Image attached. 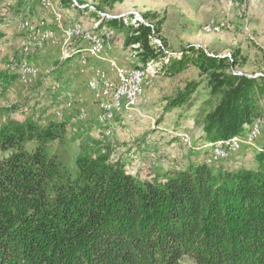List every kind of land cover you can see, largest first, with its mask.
I'll list each match as a JSON object with an SVG mask.
<instances>
[{
	"label": "trees",
	"instance_id": "obj_1",
	"mask_svg": "<svg viewBox=\"0 0 264 264\" xmlns=\"http://www.w3.org/2000/svg\"><path fill=\"white\" fill-rule=\"evenodd\" d=\"M59 1L81 10V0ZM119 1L102 0L96 9L102 13ZM140 17L146 24L136 28L129 14L105 18L99 29L126 32V48L139 45L133 55L140 64L133 68L158 63L156 72L171 76L198 69L208 97L218 98L210 111L199 109L195 116L203 119L212 147L243 137L261 121L264 78L239 75L233 56H211L200 47L168 53L158 38L163 20ZM199 86L191 83L168 108ZM66 131V123L33 120L0 131V264H180L185 258L194 264H264V146L255 156L256 170H224L205 160L140 179L109 153L80 156L73 169L67 167L61 150Z\"/></svg>",
	"mask_w": 264,
	"mask_h": 264
},
{
	"label": "rangeland",
	"instance_id": "obj_2",
	"mask_svg": "<svg viewBox=\"0 0 264 264\" xmlns=\"http://www.w3.org/2000/svg\"><path fill=\"white\" fill-rule=\"evenodd\" d=\"M81 1L79 7L86 9L85 12L64 7L59 0H0V131L7 124L26 120L41 126L50 122L66 123L68 143L61 150L71 169L80 156L108 153L111 161L119 162L140 179H153L168 170L185 169L191 162L205 160L209 166L224 170L257 169L255 156L264 146V100L260 104L262 118L257 123L259 135L251 141L245 127L243 134H247L239 137L240 150L229 152V158L210 164L212 145L206 139L203 119L197 121L195 116L202 109L210 111L218 98L208 97L206 83L195 67L174 76L161 75L154 68L153 75L148 73L141 92L144 98L146 95V105L140 110V117L144 119L136 122L130 117H120L121 120L116 118V123L112 122L109 128L102 127L101 123L99 126L101 104L108 102L116 90L114 85H106L105 95L96 100L95 93L87 88L88 82L97 78L96 74H109L107 62L97 58L103 56V51L92 56L90 44L79 43V50L78 47L65 49L72 55L61 59L68 61L62 63V40L56 27L61 23L56 18L52 21V16L61 14L67 22L83 20L85 26L97 28L96 8L101 7L102 0ZM102 13L112 19L133 14V28L141 23L140 16L153 14L163 20L158 38L166 43L168 53L180 55L189 46L200 47L211 56L230 59L233 56L236 60L233 69L239 75L264 78V0H120L111 7L104 6ZM207 25L221 27L218 32L205 33L203 28ZM97 29L101 34L109 31ZM45 32L53 33L54 37L48 34L46 38ZM118 36L116 46L106 54V59L136 69L133 66L139 59L133 55V50L139 49V45L126 48V32ZM28 39L29 44L33 43L30 47H27ZM156 40L153 38L152 43ZM80 51L88 57L79 55L80 58L73 59ZM80 59L83 64L75 61ZM22 64L37 68L39 77L33 85L21 82ZM11 66H14L12 71ZM195 81L200 82L197 90L182 99L179 106L168 108L169 103L182 96ZM100 83H107V75H100ZM53 84L58 89L54 90ZM70 98L75 101L73 104L68 101L58 117V104ZM206 101L212 105H205ZM81 111L87 115L84 120L79 119ZM54 148L59 147L55 144ZM154 148L156 150H152ZM180 264L194 263L185 258Z\"/></svg>",
	"mask_w": 264,
	"mask_h": 264
},
{
	"label": "built area",
	"instance_id": "obj_3",
	"mask_svg": "<svg viewBox=\"0 0 264 264\" xmlns=\"http://www.w3.org/2000/svg\"><path fill=\"white\" fill-rule=\"evenodd\" d=\"M46 9V3L43 5ZM83 9V8H79ZM54 18H61V26H56L61 34L62 48H61V59H66L65 49L70 47H78L79 43H90V49L94 52L96 50H103V57H97L99 61L107 62L109 67V74L103 72V74H96L95 79L91 80L87 84L89 91L95 93V99L99 96H104L106 92V85H114L115 89L118 90V99H113L110 105V112L102 114V118H108V121L115 122L118 117H130L131 121H142L144 117H140V110L144 101V95H141V88L144 86V78L136 77V70H131L130 67L121 66L116 61L107 60L106 54L111 51L117 44L118 33L109 30L105 31V35H98V29L95 27L85 26L83 20L67 22L63 20L61 14H55ZM110 18V17H108ZM134 25L136 22L134 21ZM47 30H51L47 28ZM56 39V35H55ZM54 39V41H55ZM53 41V43H54ZM83 64V59L75 60ZM100 75H107V83H100ZM39 77L37 68L35 72H27L25 69V75L21 76V82L27 86L33 85ZM54 90L58 87L53 84ZM122 90H129L131 94V101H124L122 97ZM68 101H75L74 99L65 100L63 103H59L56 114L58 117L64 112V105H68ZM81 109V108H79ZM84 111H81V120H83ZM100 126V121H97ZM132 123V122H131ZM109 137L110 135H105ZM237 142L238 139H236ZM225 142L216 144L220 147V153H225V158H229V153L226 151Z\"/></svg>",
	"mask_w": 264,
	"mask_h": 264
},
{
	"label": "bare ground",
	"instance_id": "obj_4",
	"mask_svg": "<svg viewBox=\"0 0 264 264\" xmlns=\"http://www.w3.org/2000/svg\"><path fill=\"white\" fill-rule=\"evenodd\" d=\"M79 8H81V7H79ZM98 17H99L98 18V22H97L98 24L96 25L97 28L100 26V24L103 21V19L108 18L109 16L104 14V13H99ZM138 19H140L139 21L142 23L141 17H139ZM220 27L221 26H209V25H207L206 27L203 28V30H204L205 33L218 32L220 30ZM48 34H51V36L54 37L53 33L45 32V37L46 38H47ZM98 35H105V33H102V34L98 33ZM34 38H35V35L32 36V40L33 41H34ZM155 43L157 45H160V42L158 40H156ZM89 51H90V54L92 56H95V55L100 54L103 50H96V52H94L92 49H90ZM71 55H72V52H71ZM71 55L68 52L65 51L66 59L71 58ZM21 66L22 67L19 70H20L22 76L25 75L26 67H27V72H35V70L32 67H30V66H28L26 64H24V66L22 64ZM154 68L155 69L158 68V63L157 64L149 63L144 68L142 67L140 69H134V70H136V77L137 78H144V85H145L147 83L146 78H147L148 73L153 75L154 74V71H153ZM142 88H141V92H142ZM122 97H124V101H131V94H129V90H122ZM113 99H118V90H114L112 92L108 102L105 101V102H103L101 104L102 114H104L105 112H110V105H111V101ZM58 107H59V104H58ZM86 116L87 115H86V113L84 111L83 120L86 119ZM79 119H81V113L79 115ZM100 123H101L102 127L109 128L112 122L108 121V118H102V115H101ZM106 131H110V130L107 129ZM259 133H260L259 126H258V124H255L253 126V128H251L250 131L248 132V138L252 141L259 135ZM239 137L240 136H235V137L230 138L228 140L222 141V142L227 143L226 144V151L228 153L229 152L235 153V152L240 150V143L236 141V139H238V141H239ZM222 142H220V143H222ZM222 159H225V153H220V147L215 145L214 147H212V160L209 163L210 164H214L215 162H217L219 160H222Z\"/></svg>",
	"mask_w": 264,
	"mask_h": 264
},
{
	"label": "crops",
	"instance_id": "obj_5",
	"mask_svg": "<svg viewBox=\"0 0 264 264\" xmlns=\"http://www.w3.org/2000/svg\"><path fill=\"white\" fill-rule=\"evenodd\" d=\"M57 20V22L60 24L61 23V18H56ZM37 29H41L40 27H36ZM29 41H30V39H28V42H27V47H30V46H32L33 45V43L32 44H29ZM33 47H37V46H33ZM81 52V54H77L73 59H78V58H80L81 56H79V55H86L87 57H88V54L87 53H83L82 51H80ZM90 57V56H89ZM103 57V56H102ZM90 58H92V57H90ZM73 59H71V60H73ZM92 59H94V58H92ZM60 60H61V58H60ZM71 60H69V61H71ZM61 62L62 63H66V62H68V61H62L61 60ZM15 65V64H14ZM16 66V65H15ZM14 66H11L10 68H9V70L10 71H12L14 68H13ZM16 68V67H15ZM20 71V70H19ZM65 102V101H64ZM72 104H73V101H72ZM147 104H148V102H147ZM145 105H146V95H145V98H144V101H143V104H142V109L144 110V107H145ZM119 119H120V117H118L117 118V121H119ZM121 120V119H120ZM116 123V122H115ZM152 150H156L155 148L154 149H152ZM148 155L149 156H153V154L152 153H148Z\"/></svg>",
	"mask_w": 264,
	"mask_h": 264
},
{
	"label": "water",
	"instance_id": "obj_6",
	"mask_svg": "<svg viewBox=\"0 0 264 264\" xmlns=\"http://www.w3.org/2000/svg\"><path fill=\"white\" fill-rule=\"evenodd\" d=\"M74 1V0H73ZM138 15V14H137ZM141 21H142V23H144V24H146L145 22H144V20H142V18H141Z\"/></svg>",
	"mask_w": 264,
	"mask_h": 264
}]
</instances>
